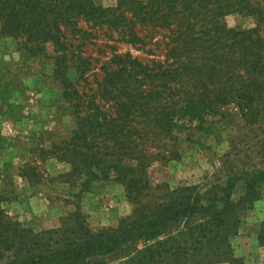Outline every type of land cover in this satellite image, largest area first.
<instances>
[{
  "label": "trees",
  "instance_id": "16d2710c",
  "mask_svg": "<svg viewBox=\"0 0 264 264\" xmlns=\"http://www.w3.org/2000/svg\"><path fill=\"white\" fill-rule=\"evenodd\" d=\"M236 14L255 25L230 27ZM263 25L264 0H118L111 8L94 0H0L2 37L32 56L46 55L48 44L55 49L74 121L64 141L40 154L69 167L60 176L76 201L59 227L36 231L8 214L18 193L0 176V264H108L101 259L113 255L121 264H243L232 240L243 213L263 198L264 153L258 167L224 184L153 186L148 170L180 160L181 133H210L231 108L245 124L264 123ZM68 33L81 44H68ZM100 35L149 59L107 44L111 57L90 81L98 60L80 49ZM30 172L42 182L32 165L21 177L32 184ZM96 181L122 185L132 204L117 227L93 230L83 215L81 199Z\"/></svg>",
  "mask_w": 264,
  "mask_h": 264
},
{
  "label": "rangeland",
  "instance_id": "374dc122",
  "mask_svg": "<svg viewBox=\"0 0 264 264\" xmlns=\"http://www.w3.org/2000/svg\"><path fill=\"white\" fill-rule=\"evenodd\" d=\"M94 1L104 8L118 5V0ZM227 22L230 27L255 25L253 18L237 14L229 16ZM262 34L264 37V25ZM100 36L80 49L85 58L98 60L91 66L90 81L94 75L101 78L100 67L111 57L107 44H114L120 54L131 52L143 61L149 59L135 47L112 43ZM67 37L68 44L69 38L74 45L81 44L80 39L69 33ZM54 50L48 44L46 55L32 56L21 50L14 39L0 35V176H9L18 193V199L7 206L8 214L36 231L59 227L61 220L75 210L76 203L72 188L60 176L69 167L50 153L45 158L40 154L42 150L50 152L53 144L64 141L74 121L72 106L63 97L69 87L65 88L62 78L55 74ZM65 71L68 80H77L75 69ZM226 113L223 120L213 124L210 133H181L182 158L151 166L148 170L151 184H168L172 188L224 184L229 176L258 167L264 153V123L245 124L234 108ZM25 164L41 171L42 182L35 181L31 172L32 184L21 177ZM261 188L264 201V184ZM242 193L243 184L238 183L234 200ZM258 202L243 213L239 234L232 240L235 255L243 264H264V204ZM80 206L93 230L117 227L133 209L123 186L114 181L94 182ZM101 261L121 264L125 260L113 255Z\"/></svg>",
  "mask_w": 264,
  "mask_h": 264
},
{
  "label": "crops",
  "instance_id": "0c3cea01",
  "mask_svg": "<svg viewBox=\"0 0 264 264\" xmlns=\"http://www.w3.org/2000/svg\"><path fill=\"white\" fill-rule=\"evenodd\" d=\"M258 203L261 204V206H262V205L264 204V201L261 200V201H259Z\"/></svg>",
  "mask_w": 264,
  "mask_h": 264
}]
</instances>
